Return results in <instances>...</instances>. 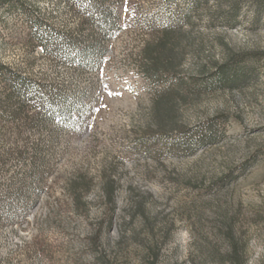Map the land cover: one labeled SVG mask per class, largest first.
Instances as JSON below:
<instances>
[{"label": "rangeland", "instance_id": "obj_1", "mask_svg": "<svg viewBox=\"0 0 264 264\" xmlns=\"http://www.w3.org/2000/svg\"><path fill=\"white\" fill-rule=\"evenodd\" d=\"M89 1L0 0V63L54 111L0 117V264H233L228 223L240 263L264 264V0H91L108 32ZM168 28L182 86L143 65ZM224 65L242 79L219 81Z\"/></svg>", "mask_w": 264, "mask_h": 264}, {"label": "trees", "instance_id": "obj_2", "mask_svg": "<svg viewBox=\"0 0 264 264\" xmlns=\"http://www.w3.org/2000/svg\"><path fill=\"white\" fill-rule=\"evenodd\" d=\"M85 2L86 1L82 2L81 4L84 5ZM88 5L89 11L87 9L86 13H90L89 16L87 14V16L89 17H87L89 19V25L99 32H108L109 30H111V26H113V23H111L108 18L109 14L107 11L109 9L104 7L102 8L100 4L98 5L95 3V1L93 2L91 0L88 2ZM163 31L164 37L158 38L157 41L150 44H146L142 49L141 55L144 62L143 65H145L144 69L146 70L148 76L157 77V79L155 80H160L162 77L166 76H172L173 80L176 81V84L178 86H182V79L176 77L175 70L183 55L177 52L174 47L175 43L172 44V41L169 40V37L171 35L170 29H163ZM36 38L43 46V49H46L47 46H51V52H56V50L58 49V40L56 39L57 36L51 37L48 35H38ZM218 68L219 69L217 72V76L219 81L226 82L229 85H233L235 83H238V81L242 79V75L237 74L236 72H231L227 65L219 66ZM178 90V88L173 89L171 87H166L160 89V91L157 93V96L155 98L156 100L154 102L156 108H153L152 114L153 117L156 118V123L158 126L161 125V122L164 121L165 118L173 115V103L175 101ZM48 100L45 98L43 93L35 88V85L32 83V81H30L28 78L26 79L20 74L15 73L13 70L11 71L9 68L0 63V117H4L3 112L6 111L7 116L14 118V116H17L23 112V105L29 104L30 106H34L32 101L35 102V107L38 108L37 116L39 115V117L43 118V116L50 114L52 115L54 111L52 110L51 103L49 102L50 100ZM162 102L166 104L163 109L164 114L166 115L165 117L163 116V110L161 111ZM61 103L62 100L58 99L56 101V106L57 104ZM43 108H45V110H43ZM172 123L175 124V121H173ZM113 185L114 181L109 180L108 183H104L103 187V189L105 190L106 201L107 203H109L110 209H112L115 204L113 201ZM70 187L73 190L74 204L80 207V205L82 204V193L84 190H86L85 180L74 179L70 182ZM83 205L84 204H82V206ZM134 206L138 210L143 212V210L140 209L141 207L139 205L136 204ZM225 229V238L228 243L233 246L232 250L229 251V254H231L232 258V263L242 264L240 263L239 256H237V239L235 238L231 224L228 223L225 226ZM120 233L121 234L119 236V241L117 243L118 245L127 238L124 230H121ZM223 235L221 237H224ZM94 241L96 242V238H94Z\"/></svg>", "mask_w": 264, "mask_h": 264}]
</instances>
